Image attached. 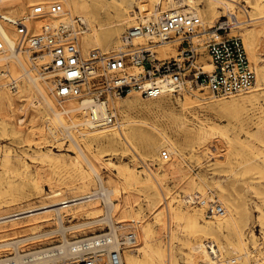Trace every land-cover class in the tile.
Returning a JSON list of instances; mask_svg holds the SVG:
<instances>
[{"label":"bare ground","instance_id":"1","mask_svg":"<svg viewBox=\"0 0 264 264\" xmlns=\"http://www.w3.org/2000/svg\"><path fill=\"white\" fill-rule=\"evenodd\" d=\"M262 2V0H256L254 4L250 5L251 10L247 14L249 24L246 20H242L243 16L240 17V13L235 9L238 0H205V5L202 4V0H167L168 8L162 9V11L192 12L197 14L202 22L219 19L229 13L236 16L239 24L237 23V27L232 32L237 28L242 30L241 38L244 40L243 43L245 42L248 59L250 58L254 65L253 67L251 64L256 77L255 85L246 91V95L241 93L230 100L207 101L206 97L196 96L195 102L199 106H206L211 110L225 113L229 117V121L233 122L230 125L242 130L251 120L248 114L260 109L259 98L264 82V66L260 64L259 57V47L264 37V21H261L264 18ZM51 3H59L61 11L57 14L45 13L30 16L37 4L48 5ZM136 3L139 7L141 20L153 13L155 16L159 15L155 10L161 0H0V15L4 20L0 19V38L6 44V49L0 51V72H4L7 77L0 83V110H13L14 104L26 100L22 97L29 95L31 91H36L42 105L50 112L51 122L63 127L69 137L70 145L77 152L71 164H65L66 172L70 177L65 186L53 189L54 185L60 186V184L51 181L49 184L52 190L44 193L36 181L32 193L26 192L23 186H9L8 189L0 193V252L13 250L14 253L13 256L1 257L0 264H62L60 262L72 259L76 255L73 240L68 238L67 233L74 236L76 232L93 229L97 224H108L110 229L119 230L121 234L130 232L120 231V229L127 228L135 233L134 244L125 246L120 253L123 264H176L172 247L163 248L162 243L153 234L149 221L141 214V206L139 209L135 208L138 205V199L134 197L127 186L142 180L152 184L158 192L159 200L155 204L158 206L154 212L158 211L156 215L160 216L158 223L163 227L167 226L169 239L177 238L174 226H182L192 237L196 238L193 242L188 243L191 252L187 253L186 264H217V262H221V256L227 249H231L237 257L226 260V264H237V259H248L250 253L246 248L245 227L249 210L246 203L220 199L226 213L223 216H213L216 220L210 222L204 217V210L206 213L209 202L212 200L206 190L199 188L200 196L202 195L203 199V203L201 201L198 204L201 207H197L196 202L190 196V187L194 186V178L190 177L191 175L184 165L186 162L184 146L189 144L194 150V147L217 133L214 132L217 130L216 126L204 123L199 118L197 123H190L181 115L169 112L171 119L178 122V138L173 139L158 128L155 122H149L147 118L136 119L131 115L141 112L150 113L160 108L159 105L153 103L141 102L140 94L137 92L119 98L108 97L109 99L107 98L101 103L84 100L82 103L78 102L79 105H77L72 100L57 101L55 99L57 95L54 73L44 69L46 75L41 70L39 71L38 63L40 62L33 59L31 52L15 49L20 33L12 22L23 18H25L29 30L34 34H42L48 25H51L49 26L51 29L58 27L55 32L59 35L64 33L63 26L77 22L86 25V30L82 31L79 26L74 27L77 45L85 55L93 49L107 51L115 48L121 42L122 31L136 24L135 19L138 17L133 16L136 13L132 9ZM185 6L188 8H184ZM179 8L182 9L178 10ZM30 17L31 19H28ZM134 40L141 42L143 38L137 37ZM172 44L165 43L158 46L156 48L158 56L160 58L177 56V52L175 55H171L174 46ZM200 58L204 63V70L209 71L211 69L209 56L204 54ZM45 60L47 61L48 58ZM46 77L53 78L54 85L46 81ZM8 81L17 82L15 89L7 85ZM185 87L194 88L190 82H187L178 94L184 92ZM165 95L152 100H161ZM84 108H90L96 118L102 122H105L108 110L116 117L119 112L122 120L119 122L117 118L114 124L98 126L92 119L88 120L84 114L80 119L77 118ZM39 110V107H36L30 112L31 125H34L35 117L40 114ZM18 122L16 121V125ZM1 124L6 126L5 121H1ZM49 129L57 136L54 127L50 126ZM37 130L44 132L43 126H39ZM72 132H78V137L76 138ZM24 136L30 141L27 133ZM251 136L264 144L262 118L259 119L257 130ZM137 145L140 146L139 157L142 161H147L148 158L156 155L161 147L169 149L170 152L165 151L170 153V159L163 161L159 153L161 165L155 169L148 168L147 177L141 179L140 175L128 165L113 162L111 158H103L104 153L116 155L120 149L127 152L129 150L127 146L135 150ZM250 151L251 157L246 158L248 168L261 171L264 168V153L253 147L250 148ZM212 154L215 155L216 162L220 159H227L233 154L231 141L222 150H217ZM100 165L114 174L119 181L113 179L109 174V178L105 181ZM184 171H187L186 179L182 183H186L189 187L186 190L189 200L177 199L173 196L170 190L165 187L164 179L161 177L176 178L181 176ZM199 178L202 181L205 180L200 176ZM93 184L95 187L91 188L90 186ZM248 188L257 198L261 199L262 206H257V209L261 212L259 220L263 229L262 244H264V192L253 186H248ZM160 192H164L163 196L160 195ZM122 193L125 194L123 197ZM7 195L12 196V199L4 201L2 198H6ZM162 200L164 202L160 203ZM100 202L103 204V209L98 206ZM102 210L105 211L103 215L100 214ZM78 216H84L87 219L66 225L69 217L75 219ZM23 218H29L25 225L28 227L54 220L57 228L26 238L15 237L20 232L18 229L22 227L20 220ZM56 233H60L63 239L56 246L26 253H23L19 246L26 240L47 238ZM11 235L13 237H10ZM205 239L209 240L205 242ZM252 241L254 252H260L259 243L255 238ZM262 259L264 256L259 260ZM243 264H250V262Z\"/></svg>","mask_w":264,"mask_h":264},{"label":"rangeland","instance_id":"2","mask_svg":"<svg viewBox=\"0 0 264 264\" xmlns=\"http://www.w3.org/2000/svg\"><path fill=\"white\" fill-rule=\"evenodd\" d=\"M255 1L256 0H238V5L235 6V9L241 15L240 17L243 16L242 20H246L247 24L250 23L247 17V14L251 10L250 5L254 4ZM262 1L264 4V0ZM202 4L205 5V0H202ZM168 5L167 0H161L159 10L164 8L167 9ZM243 7L245 8L242 9ZM184 8H188V6H185ZM132 9L136 13L133 16L135 18L138 17L135 19V22L137 23L141 20L139 18L141 14H139V7L137 3L133 5ZM181 9L182 8H179L178 10ZM245 9H247V11ZM216 20H218V18L210 19L209 21L207 20L203 23L205 25H210ZM261 21H264V18ZM238 29L239 28L235 29L232 34H238L241 36L242 30L239 29L238 31ZM125 30L126 28L122 32L124 33ZM172 45L174 46L171 55H175L177 52V43H173ZM259 51L260 64L264 66V37L262 38ZM249 60L251 62L250 58ZM38 64L39 71L41 70L46 74L47 70L45 71L41 68V63ZM251 64L253 65L252 62ZM45 80L54 85L53 78L51 79L50 77H46ZM262 87V93L259 98L260 109L259 111H252L248 114V116L250 115L251 120L248 121L245 125V129L243 130L239 127L230 125L233 122L229 121V117L225 113H220L217 110H211L206 106H199L195 102L197 100L196 96L206 97L207 101H223L230 100L232 97H236L241 93L226 98H219L213 96L207 89L185 87L184 92L181 94H166L161 98V100L147 99L139 95L141 102L153 103L159 105L160 108L157 110L155 109L150 113L141 112L131 114L136 119L147 118L149 122H155L158 128L163 130L173 139L178 138V122L171 119L169 112H173L175 115H181L183 118L189 120L190 123H197L199 118L200 121L217 127V130L214 131L217 133L212 135L211 138L206 139L205 142L194 147V150L189 144H185L183 152L186 157V162L184 165L188 169V173L191 175L190 177L194 178V186L190 187V196H200L201 193L199 188H201L206 190V193L210 192L207 195L211 198L217 199L219 203L222 198L230 202L238 201L246 203L249 210V217L245 227L247 237L246 248L250 254L247 260L244 258L241 260L237 259V264H243L245 262H250V264H264V259L259 260L262 256H264V244H262L263 229L259 220L261 212L257 209V206H262V203L261 199L257 198L248 188V186H253L264 192V168L261 171L259 169L250 170L246 162V158L251 157V147L261 150L264 153V144L251 136L257 130V123L260 118L263 119L264 124V82ZM132 93L135 92H131V94ZM242 94L246 95L247 93L242 92ZM22 99L26 100L23 102L19 101L17 104H14L13 110H0V193L8 189L9 186H23L25 187L26 192L32 193L34 192L33 186L36 181L39 183V186H41L44 193L52 190L51 185L49 184L51 181H55L60 184V186L54 185L53 189L65 186L70 179L68 173L66 172L65 164H71V161L73 157L77 155V152L74 147L70 145L69 137L63 127L60 124L51 122L50 112L44 107V105H42L36 91H31L29 95L22 97ZM55 99L60 102L67 101L60 100L56 96ZM74 102L79 105L77 101ZM36 107H39L40 114L35 117L36 121L34 122V125H31L30 112ZM82 115V113L78 114L77 118L80 119ZM117 118L119 122L122 120V116L119 112ZM1 121H5L6 126L1 124ZM16 121L20 122L16 125ZM66 121L68 122V119ZM39 126H43L44 132H38L37 128ZM50 126L55 128L57 136L54 132L50 131ZM26 133L30 137V141H28V138L24 136ZM72 134L75 135L76 138L78 137V132H72ZM230 141L232 143L233 154L227 159H220V161L216 162L215 155L212 153L217 150H222L223 147ZM127 147L129 149L127 152H123L122 149H120L116 155H106V153H104L103 158H111L113 162L128 165L140 175L141 179L147 177V173L149 172L148 168L155 169L161 165V160L159 158L160 151H169L167 147H161L159 151H157L156 155L148 158L147 161H142L139 157L140 146H135V150L131 149L129 146ZM100 167L105 181H107L109 175H111L113 179L119 181L116 176L110 173V171H108L103 165H100ZM186 172L187 171H184L181 176L176 178L161 176L164 179L163 182H165V187H167V189L170 190V193H172L177 199L189 200V196L186 193V190L189 187L186 183H182L183 180L186 179ZM199 176L204 178L206 181H202ZM90 187L93 188L95 185L93 184ZM127 187L130 188L134 197L138 199V205L135 208L139 209V206H141V214L145 219H147V221H149L151 228L153 229V234L162 243L163 248L171 246L176 259V264H186L187 253L191 252L188 243L193 242L196 238L192 237L182 226H174L177 238L172 237L169 239L170 237L167 226L163 227L158 223L160 216L156 215L158 211L154 212L158 206V204H155L159 200V197L158 192L152 184L146 183L142 180L139 183L128 184ZM163 193L164 192H160V195L163 196ZM121 195L123 197L125 194L122 193ZM2 199L4 201H9L12 199V196L7 195L6 198ZM162 202H164V200L160 203ZM148 203H150V205H148ZM221 204L224 206L223 203ZM195 205L197 204L195 203ZM98 206L102 209L104 208L101 202ZM197 207L201 206L197 205ZM104 212L105 211L102 210L100 214L103 215ZM204 217L210 222H214L216 220L214 217L207 216L205 210ZM28 219L29 218H23L20 220V226L22 227L18 229L20 232L15 237L18 236L26 238L40 232L57 228L54 220L28 227L25 226L28 223ZM86 219L87 217L84 216H78L75 219L69 217L66 221V225ZM108 228H111L108 224H97L94 225L93 229L79 231L80 233L76 232L74 236H71L69 233L67 234L70 240H74L76 238L102 233ZM120 231L126 233L131 231V229H120ZM10 237H13V235ZM253 238H255L257 243H259L258 247L260 248V252L258 253L254 252ZM208 240L209 239H205L204 241L207 242ZM221 240L223 241V239ZM62 241L63 239L60 233H56L47 238L26 240L21 242L19 246H21L23 253H26L56 246ZM223 254L224 255L221 256V262L219 261L217 264H226V260L237 257L231 249H227ZM13 255V250H2L0 252V258Z\"/></svg>","mask_w":264,"mask_h":264},{"label":"built area","instance_id":"3","mask_svg":"<svg viewBox=\"0 0 264 264\" xmlns=\"http://www.w3.org/2000/svg\"><path fill=\"white\" fill-rule=\"evenodd\" d=\"M159 6L155 10L158 16L155 13L145 16L127 28L120 44L107 51L93 49L86 55L82 52L74 27L79 26L82 31L86 28L84 24L77 22L63 26L62 35L55 32L58 27L51 29V25L45 27L42 34H34L25 18L12 22L20 33L15 49L31 52L42 69L54 73L55 92L60 100L72 99L79 103L84 100L101 103L108 97L119 98L131 92L155 99L180 92L187 82L207 89L215 97L226 98L246 92L255 85V72L241 36H230L238 23L234 14H226L205 25L197 14L162 11ZM60 11L59 3L37 4L30 16ZM0 19L3 20L1 15ZM137 37H142L143 41L135 42ZM165 43H177V56H158L156 48ZM5 49L6 44L0 38V51ZM204 54L209 56V71L204 70L200 60ZM6 78L4 72H0V83ZM16 84V81L7 82L12 89ZM82 111L98 126L114 124L117 119L110 110L105 122L98 120L90 108ZM160 158L169 160L170 153L163 150ZM191 198L197 205L203 203L199 195ZM211 199L207 216H223L226 213L224 206L217 199ZM135 238L133 231L121 234L119 230L108 228L102 233L74 239L75 257L60 263L123 264L120 253L125 246L133 245Z\"/></svg>","mask_w":264,"mask_h":264}]
</instances>
